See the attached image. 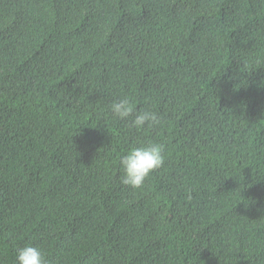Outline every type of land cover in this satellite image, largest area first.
<instances>
[{
  "label": "trees",
  "instance_id": "16d2710c",
  "mask_svg": "<svg viewBox=\"0 0 264 264\" xmlns=\"http://www.w3.org/2000/svg\"><path fill=\"white\" fill-rule=\"evenodd\" d=\"M129 98L162 124L136 130ZM164 145L140 189L120 158ZM264 264V0H0V264Z\"/></svg>",
  "mask_w": 264,
  "mask_h": 264
},
{
  "label": "clouds",
  "instance_id": "9594fccd",
  "mask_svg": "<svg viewBox=\"0 0 264 264\" xmlns=\"http://www.w3.org/2000/svg\"><path fill=\"white\" fill-rule=\"evenodd\" d=\"M136 112L131 120L130 127L142 130L145 127H155L162 124V119L151 110H136L129 98L113 101L110 112L113 117L121 120L127 119ZM164 145L158 142L146 143L142 146L130 148L120 158L122 176L120 183L123 186L140 189L147 178L160 169L165 162ZM16 264H46L44 252L33 245H25L16 252Z\"/></svg>",
  "mask_w": 264,
  "mask_h": 264
}]
</instances>
